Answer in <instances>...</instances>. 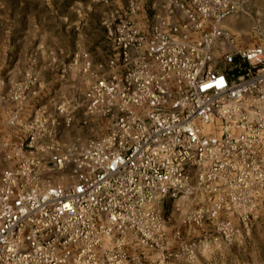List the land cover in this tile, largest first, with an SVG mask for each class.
Instances as JSON below:
<instances>
[{
  "label": "built area",
  "instance_id": "obj_1",
  "mask_svg": "<svg viewBox=\"0 0 264 264\" xmlns=\"http://www.w3.org/2000/svg\"><path fill=\"white\" fill-rule=\"evenodd\" d=\"M169 3L182 18L147 32L119 14L103 22L118 59L86 89L84 108L109 121L106 133L63 144L42 128L45 153L25 152L32 133L6 153L0 264H122L127 239L151 245L163 227L155 202L199 189L198 223L222 211L221 189L262 186L264 43L241 45L222 26L237 0ZM44 173L57 182L42 183Z\"/></svg>",
  "mask_w": 264,
  "mask_h": 264
},
{
  "label": "rangeland",
  "instance_id": "obj_2",
  "mask_svg": "<svg viewBox=\"0 0 264 264\" xmlns=\"http://www.w3.org/2000/svg\"><path fill=\"white\" fill-rule=\"evenodd\" d=\"M237 2L238 11L222 26L241 45L264 43V0ZM112 13L145 32L159 18H182L169 0H0V172L10 165L6 153L29 133L36 139L25 147L27 155L45 153L49 135L42 136V128L46 133L55 128L54 139L63 144L107 132L108 120L85 113L84 93L118 59L103 26ZM20 87H27L23 99L15 100ZM35 118L45 120L42 127L32 125ZM54 176L44 173L42 183L50 178L56 183ZM220 191L222 211L215 217L202 214L198 223L195 212L206 207L199 189L162 208L155 202L163 227L153 233L151 245L127 239L122 264H264V182Z\"/></svg>",
  "mask_w": 264,
  "mask_h": 264
}]
</instances>
